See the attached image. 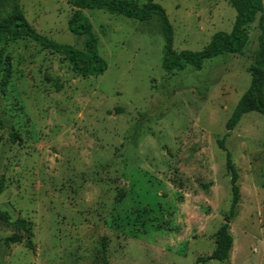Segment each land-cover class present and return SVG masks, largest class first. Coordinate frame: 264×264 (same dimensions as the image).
<instances>
[{
    "label": "rangeland",
    "instance_id": "374dc122",
    "mask_svg": "<svg viewBox=\"0 0 264 264\" xmlns=\"http://www.w3.org/2000/svg\"><path fill=\"white\" fill-rule=\"evenodd\" d=\"M69 1L16 0L36 33L83 50L68 31ZM129 1L164 10L176 53L202 51L235 19L221 0ZM84 15L106 65L100 76H77L28 39L0 45L11 66L0 86V213L9 217L0 219V264H264V118L255 112L224 142L239 187L229 260L200 262L230 208L217 141L249 87L260 15L240 54L171 74L158 17Z\"/></svg>",
    "mask_w": 264,
    "mask_h": 264
},
{
    "label": "trees",
    "instance_id": "16d2710c",
    "mask_svg": "<svg viewBox=\"0 0 264 264\" xmlns=\"http://www.w3.org/2000/svg\"><path fill=\"white\" fill-rule=\"evenodd\" d=\"M229 4L235 11V19L230 33L218 32L214 34L209 44L200 52L181 51L176 53L172 50V29L166 18L164 10L157 4L150 3L140 8L135 2L129 0H70L74 11L68 22V31L73 36L84 38L83 50L73 46L58 44L36 33L23 17L16 0H0V45L15 42L20 39H28L41 48L54 54L63 56L71 69L81 78L97 77L104 73L106 65L99 56L97 50V37L93 33L89 19L84 15L86 10H103L112 15L138 21H147L156 16L161 25L164 37V51L161 68L167 73L181 72L187 66L196 71L203 68L206 60L222 55H238L246 47L248 36L245 28L258 21V49L254 55L253 63L249 67L250 84L245 93L238 100L230 118L226 122L227 134L217 141L218 148L225 154V170L229 177L231 201L228 214L224 223L214 234L215 248L210 256L201 259L200 262L209 261L226 262L229 260L233 239L230 234V223L235 217L239 201V187L237 185L238 174L232 162L231 154L227 151L224 142L228 133L231 132L243 115L255 112L264 118V0H221ZM11 66L8 58L0 53V86L4 88L10 78ZM118 112V110H115ZM3 184L0 183V194ZM120 197L116 201H120ZM0 219L9 221L8 215L0 213ZM24 231L26 246L32 249L30 230L25 222L17 221ZM21 237H11L6 242L17 243Z\"/></svg>",
    "mask_w": 264,
    "mask_h": 264
}]
</instances>
